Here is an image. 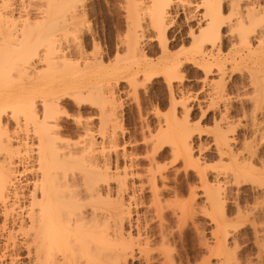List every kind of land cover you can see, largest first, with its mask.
I'll list each match as a JSON object with an SVG mask.
<instances>
[{"label":"snow or ice","instance_id":"1","mask_svg":"<svg viewBox=\"0 0 264 264\" xmlns=\"http://www.w3.org/2000/svg\"><path fill=\"white\" fill-rule=\"evenodd\" d=\"M53 7L75 9V19L49 23L42 17ZM87 7V0L33 4L23 37L0 39V104L9 105L0 120L19 116L30 136L35 128L41 149L30 239L47 255L43 264H264V0H193L185 8L199 14L186 21L183 47L170 43L174 27L158 34L153 23L144 43L151 36L155 51L138 43L134 54L121 43L129 38L123 24L106 52ZM140 7L172 5L145 0ZM17 38L24 44L14 53ZM132 55L136 75L126 78L122 61ZM98 77L105 83L96 90H49ZM110 104L117 116L131 106L135 132L126 135L146 150L137 159L155 175L146 215L131 231L100 216L114 193L87 165V133Z\"/></svg>","mask_w":264,"mask_h":264},{"label":"bare ground","instance_id":"2","mask_svg":"<svg viewBox=\"0 0 264 264\" xmlns=\"http://www.w3.org/2000/svg\"><path fill=\"white\" fill-rule=\"evenodd\" d=\"M130 2L132 5L130 8L122 7L123 11L121 10L124 16V28L129 30L128 41L121 43L130 44L133 54L138 43L141 48L147 47L155 51L151 36L148 37L147 44L144 43L145 25L153 23L157 26L158 34L161 28L167 32L174 27L170 43L176 47H183L185 39L188 38L187 32L184 31L186 21L199 14L195 10L188 11L185 8V5L190 7L193 0H156L158 4L169 3L172 7H157L154 10L140 7L145 0H124L123 3L127 5ZM47 3L49 0H0V39L12 38L17 31L20 37H23L24 28L28 26L31 6ZM84 11L87 13V8ZM74 12L75 9L72 8L53 7L46 9V16L42 18H46L49 23L65 15L75 19ZM182 16H185V19H181ZM166 23L168 26L165 28ZM188 31H191V28ZM177 37H179L178 40ZM23 44L22 39H15L13 52L15 53ZM237 54L239 52L234 53V55ZM185 58L191 59L192 54L185 53ZM122 63L126 67L120 74L124 75L127 72L131 76L126 78H134L136 73L132 71L131 65L138 64L135 56L126 57ZM140 70L147 75L152 74L151 69ZM55 71L54 66L48 69L51 74ZM37 76H39V70H37ZM104 83V77H98L95 80H80L49 90L62 92L69 87L96 90ZM8 106L7 102L0 104V108ZM109 107L111 109L109 112L101 110V123L96 125L94 131L87 133L90 137L86 143L87 165L96 179L103 181L114 193L101 206L100 216L103 217L107 213L111 224L115 225L119 220L122 229L127 224L126 230L131 231L133 220L138 221L141 216L146 215L145 205L151 202V196L148 202H144L142 195L144 192L149 195L152 192L155 175H149L148 165L144 169H139L140 160L137 159V155L131 151L132 149L128 151L124 145L121 144L122 147L119 145L120 138L123 137V134L118 132L120 131L118 128L120 122L118 123L119 120H117L119 116L116 115L115 104H110ZM97 134L99 139L96 138ZM35 139H38L35 128L32 129L30 136L28 123L21 125L19 116L15 122L7 118L0 120V264H23L26 260L29 264H43V261L48 259L47 255H41L42 249L37 247V239H30L33 231L32 195L37 186L34 168L38 165L37 157L41 151L39 145L34 142ZM127 144L129 148L133 145L129 142ZM45 149L50 152L47 140ZM60 151L63 152L64 149ZM81 155L84 153L82 152ZM112 184H115V188H112ZM129 192L131 195L128 196L129 202L126 204L125 194ZM108 222L109 220L105 221V223Z\"/></svg>","mask_w":264,"mask_h":264},{"label":"rangeland","instance_id":"3","mask_svg":"<svg viewBox=\"0 0 264 264\" xmlns=\"http://www.w3.org/2000/svg\"><path fill=\"white\" fill-rule=\"evenodd\" d=\"M119 2H121V0H113V4L109 8L107 6V0H87V4L89 6L87 7V11H88L87 13L91 14V20L89 22L98 20L99 21L98 35L102 37L106 35V39H104V48L106 52L112 48H115L117 42L120 41L121 24L124 25V22H123L124 16L122 12L123 8L122 7L119 8V5H120ZM177 23H179V21ZM99 43L100 41L98 40L97 44ZM124 92H125V89H120L121 94ZM119 118L117 119L119 120L118 123L120 122L118 125V128L120 131L118 132L123 134V137L120 138L119 145L121 146L122 144L125 147V145H128L127 144L128 142L132 145V139L134 138V136L131 134L126 135L127 133L134 134L135 132L134 123H133L132 128L129 129V123L131 122V106H128L127 108L121 106L120 112H119ZM208 130H209L208 126H205V128L202 129V131L204 132H207ZM140 133L141 135L143 134V129H140ZM121 141H123L124 144L121 143ZM125 149L128 151L132 149L131 151L135 153L137 157H143L145 155V151L142 152L139 149L134 148L133 145L132 147L130 146V148L128 145L127 147H125ZM138 163H139V166H138L139 169L141 168L144 169L145 167H147V164L141 162V160ZM193 183H195V180H193ZM148 199H150V195L147 192H144L142 195V201L148 202L149 201ZM245 243L248 246V251L251 252L252 244L247 241H245Z\"/></svg>","mask_w":264,"mask_h":264}]
</instances>
